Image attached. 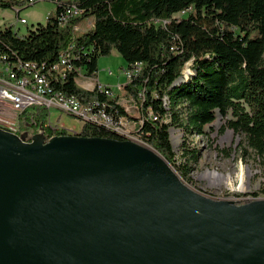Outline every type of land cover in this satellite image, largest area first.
<instances>
[{
  "label": "water",
  "instance_id": "1",
  "mask_svg": "<svg viewBox=\"0 0 264 264\" xmlns=\"http://www.w3.org/2000/svg\"><path fill=\"white\" fill-rule=\"evenodd\" d=\"M0 264H264V196L214 197L134 141L0 127Z\"/></svg>",
  "mask_w": 264,
  "mask_h": 264
},
{
  "label": "trees",
  "instance_id": "2",
  "mask_svg": "<svg viewBox=\"0 0 264 264\" xmlns=\"http://www.w3.org/2000/svg\"><path fill=\"white\" fill-rule=\"evenodd\" d=\"M50 1L57 4L55 14L45 23L28 27L24 36L17 35L12 26L0 29V52L8 53L13 62L41 63L51 89L108 116L111 113L117 121L129 115L116 97L105 95L97 86L92 90L79 87L75 70L61 80V70L51 64L66 49L70 52L65 53V61L84 69L91 78L96 76L99 57L113 49L126 67L139 63V72L122 86L139 106L137 138L165 157L186 181L200 158L191 135L203 134L216 110L232 116L222 129L243 134L255 157L264 159V0ZM17 4L18 0H0L3 8ZM70 5L79 13L61 25L59 16ZM179 12L188 15L175 19L173 15ZM85 18H92L91 26L76 34L75 26ZM187 63L186 78L176 83ZM46 115L44 107L28 108L17 113L16 131L0 127L27 141L39 131L46 139L69 134L46 126ZM171 126L183 137L179 161L170 140ZM78 134L124 139L91 122L83 123ZM259 194L264 196V186L252 193L254 197Z\"/></svg>",
  "mask_w": 264,
  "mask_h": 264
},
{
  "label": "rangeland",
  "instance_id": "3",
  "mask_svg": "<svg viewBox=\"0 0 264 264\" xmlns=\"http://www.w3.org/2000/svg\"><path fill=\"white\" fill-rule=\"evenodd\" d=\"M57 4L50 0H37L33 4H29L27 0H18V4L13 7H0V29L9 27L15 24L17 18H24L28 22L30 28L37 23H45L47 17L55 14ZM188 12H179L173 15L175 19L185 18ZM92 18H85L75 26V33L80 34L91 26ZM162 23V22H158ZM165 23V22H164ZM20 31H23L25 26H12ZM98 70L96 76L92 79L98 81L100 84L108 85L117 102L122 106L129 119L122 123L126 128H131L133 122L137 120L141 113L137 107V103L130 95L119 92V87L126 83V76L123 69L126 68V62L113 49L107 56H101L98 59ZM190 63H187L176 83L186 78ZM85 70H81V75L76 77V84L84 82ZM52 123L64 125L66 129L79 131L82 123L79 119L61 113L59 110H51ZM17 112L11 109L5 102L0 103V126L6 127L13 131L18 129L19 120L16 119ZM59 117V118H58ZM232 118L228 113L226 116L221 115L217 110L215 111V119L211 125L204 127L203 134L194 133L191 138L197 143L200 149V158L195 164L191 173V179L186 181L188 185L207 194L217 198H224L232 200L237 204H242L249 201L254 196L253 192L259 191L264 186V159L261 161L248 148L244 141V136L241 133H235L231 129L222 127L226 124L228 119ZM135 128L133 130L132 141L148 145L142 142L135 136ZM170 140L173 151L176 153V159H180V146L183 140L181 131L171 126L169 128ZM243 148H246L243 151ZM243 167V168H242ZM240 168L243 169V179L239 180L238 174ZM179 174V172H178ZM180 175V174H179ZM232 178L233 186L230 187L225 183L224 178ZM241 186V188H239ZM258 196H263L259 194Z\"/></svg>",
  "mask_w": 264,
  "mask_h": 264
},
{
  "label": "built area",
  "instance_id": "4",
  "mask_svg": "<svg viewBox=\"0 0 264 264\" xmlns=\"http://www.w3.org/2000/svg\"><path fill=\"white\" fill-rule=\"evenodd\" d=\"M36 1L37 0H27L29 4H33ZM78 13L79 9L75 5L66 7L59 16L60 24L64 25L68 18ZM15 24L18 26H25L23 27V31H20V27L17 29L12 28L17 35L24 36L28 30L27 20L24 18H17ZM15 24L12 26H15ZM66 52H70V50H62L57 60L51 64V67L60 68L61 80H64L67 74L73 70L80 76L82 70V68L76 67L71 61H65ZM40 69L41 63L31 66H15L13 64V59L10 58L8 53L0 52V103L5 102V104L17 113H21L28 108L44 107L47 114L45 121L46 126H48L49 115H52L51 110L56 109L61 113L79 119L82 124L91 122L112 129L116 133L122 135L124 140L132 141V137H134V128V133L136 132L135 136L139 137L136 131L137 122L134 121L131 128H126L125 124H117V118L111 113L109 116H101L99 113H95L91 108H84L80 105L73 104V98L58 90L51 89V84H47L40 78ZM139 70V63H135L134 66L130 68L126 67L123 69V73L127 78L126 83L130 81ZM87 77L85 73L84 78ZM93 83V88L97 86L103 90L105 95L110 97L114 96L108 85L100 84L97 80L93 81ZM122 86L123 85L119 87V92H123ZM136 109H138V107ZM29 117L32 118V115ZM138 119H140V117ZM51 127L65 129L69 134H76L80 131L74 132L73 130L66 129L64 125H58L56 122L55 126Z\"/></svg>",
  "mask_w": 264,
  "mask_h": 264
},
{
  "label": "bare ground",
  "instance_id": "5",
  "mask_svg": "<svg viewBox=\"0 0 264 264\" xmlns=\"http://www.w3.org/2000/svg\"><path fill=\"white\" fill-rule=\"evenodd\" d=\"M13 64L15 66H31V65H37V64H34V63H27V62H22L20 60L16 61V62H13ZM60 69V68H59ZM51 71V70H50ZM40 78L45 82L46 80V76H45V73L42 71V69H40ZM48 84V83H47ZM100 89V88H99ZM101 91H103L102 89H100ZM71 98H73V104H76V105H80L84 108H91L95 113H99L101 116H108L107 114L103 113V112H100L99 110L96 111L94 109V106L93 107H89V106H85V105H82L81 102L79 101V99H77L76 97L74 96H70ZM97 107V106H96ZM32 109V108H31ZM35 109V108H34ZM125 121L122 117V119L120 118L119 121H117V124H123L122 122ZM48 125L50 126H55V123H52V120H51V115H49V118H48ZM147 147H150L148 145H146ZM243 168V167H242ZM240 168L239 170V174H238V178L240 181H242L243 179V169ZM225 180V183L227 185H229L230 187L233 186V183H232V178L229 176L227 178H224ZM239 188H241V186H239Z\"/></svg>",
  "mask_w": 264,
  "mask_h": 264
},
{
  "label": "crops",
  "instance_id": "6",
  "mask_svg": "<svg viewBox=\"0 0 264 264\" xmlns=\"http://www.w3.org/2000/svg\"><path fill=\"white\" fill-rule=\"evenodd\" d=\"M93 79L91 77L84 78V82L81 85V88L86 90H92L93 89Z\"/></svg>",
  "mask_w": 264,
  "mask_h": 264
},
{
  "label": "flooded vegetation",
  "instance_id": "7",
  "mask_svg": "<svg viewBox=\"0 0 264 264\" xmlns=\"http://www.w3.org/2000/svg\"><path fill=\"white\" fill-rule=\"evenodd\" d=\"M31 137V136H30Z\"/></svg>",
  "mask_w": 264,
  "mask_h": 264
}]
</instances>
